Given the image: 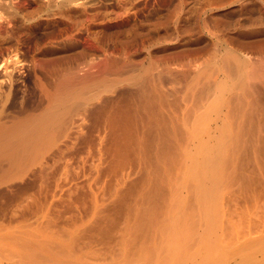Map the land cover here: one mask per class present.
<instances>
[{
	"label": "rangeland",
	"instance_id": "1",
	"mask_svg": "<svg viewBox=\"0 0 264 264\" xmlns=\"http://www.w3.org/2000/svg\"><path fill=\"white\" fill-rule=\"evenodd\" d=\"M263 73L264 0H0V264H174L176 214L260 258Z\"/></svg>",
	"mask_w": 264,
	"mask_h": 264
},
{
	"label": "bare ground",
	"instance_id": "2",
	"mask_svg": "<svg viewBox=\"0 0 264 264\" xmlns=\"http://www.w3.org/2000/svg\"><path fill=\"white\" fill-rule=\"evenodd\" d=\"M203 2V1H202ZM228 56V55H227ZM231 58V57H230ZM227 60H228V58H227ZM227 60H225V61H227ZM230 60V59H229ZM244 63L246 64V62H244V61H238V64H239V67H240V65H244ZM223 67V66H222ZM229 67V66H228ZM241 68V67H240ZM251 69H252V67H251ZM254 69V68H253ZM255 72V71H254ZM242 73H244V74H242ZM241 74H242V76L244 77L245 75H247V73L245 72V71H243V72H241ZM249 74V73H248ZM253 74V73H252ZM264 74V73H263ZM237 75V74H236ZM86 81V80H85ZM84 81V82H85ZM85 85V84H84ZM65 87V86H64ZM249 92V91H248ZM43 93V92H42ZM88 93V92H87ZM78 94V93H77ZM242 94V93H241ZM64 95V94H63ZM66 96V95H65ZM87 96V95H86ZM56 97V96H55ZM150 97V96H149ZM247 97V96H246ZM49 98V97H48ZM60 98V97H59ZM159 98V97H158ZM243 98V97H242ZM83 99V98H82ZM58 100V99H57ZM163 100V99H162ZM61 101V100H60ZM246 101V100H245ZM57 102V101H56ZM244 102V101H243ZM59 103V102H58ZM69 103V102H68ZM67 103V104H68ZM149 103V102H148ZM63 104H64V102H63ZM147 104V103H146ZM236 104V103H235ZM238 104V103H237ZM4 105V104H3ZM163 105V104H162ZM250 105V104H249ZM252 105V104H251ZM58 106V105H57ZM61 106V105H60ZM141 106V105H140ZM155 106V105H154ZM53 107V106H52ZM61 108H63L62 106H61ZM60 108V109H61ZM233 108V107H232ZM254 108V107H253ZM54 109L57 111L58 109H56L55 107H54ZM53 109V110H54ZM62 110H64V109H62ZM66 110V109H65ZM48 111H50V110H48ZM48 111H47V113H48ZM61 111V110H60ZM59 111V112H60ZM72 111V110H71ZM4 112V111H3ZM52 112V111H51ZM70 112V111H69ZM248 112V111H247ZM53 113V112H52ZM57 113V112H56ZM61 114V112L59 113V115ZM55 115H58V114H55ZM67 115V114H66ZM150 115V114H149ZM239 115V114H238ZM241 115V114H240ZM63 116V115H62ZM42 117H44V116H42ZM46 118V117H45ZM47 119H49L48 117H47ZM47 119H45V122L46 121H48ZM44 120V119H43ZM58 120V119H57ZM49 121H52L51 123H53V119H49ZM189 121H191V120H189ZM240 121V120H239ZM27 122H28V120H27ZM41 122V121H40ZM44 122V123H45ZM48 123H50V122H48ZM51 123L50 124H47L48 126L49 125H51ZM159 123H161V122H159ZM254 123V122H253ZM25 124V123H24ZM30 124V123H29ZM42 125H43V123H41ZM40 124V125H41ZM153 125V124H152ZM235 125V124H234ZM244 125V124H243ZM28 126V125H27ZM41 127H43V126H41ZM14 128H16V127H14ZM56 128V127H55ZM129 128V127H128ZM243 128V127H242ZM1 129V128H0ZM3 129V128H2ZM2 129H1V131H0V133L1 132H3L2 131ZM17 129V128H16ZM36 129V128H35ZM237 129V128H236ZM57 130V129H56ZM26 131H27V129H26ZM25 131V132H26ZM30 131V130H29ZM48 131V130H47ZM15 132H17V131H15ZM28 132V131H27ZM7 133V132H6ZM32 133V132H31ZM39 133V132H38ZM38 133H37V135H38ZM243 133V132H242ZM251 133V132H250ZM2 134V133H1ZM3 134H5L4 132H3ZM18 134V136H19V134H21V133H17ZM35 134V133H34ZM33 134V135H34ZM177 134V133H176ZM9 135V134H8ZM25 135V134H24ZM32 135V134H31ZM41 135H42V133H41ZM182 135V134H181ZM198 135V134H197ZM6 136V135H5ZM5 136H3V137H5ZM21 136V135H20ZM27 136H28V134H27ZM25 137V138H28V137ZM253 136V135H252ZM8 137V136H7ZM16 137V136H15ZM14 137V138H15ZM23 137V134H22V137L21 138H19V139H21L22 140V138H24ZM37 137V136H36ZM35 137V138H36ZM53 137V136H52ZM260 137V136H259ZM264 137V136H263ZM182 138V137H181ZM0 139H1V136H0ZM57 139V138H56ZM185 139V138H184ZM20 140V141H21ZM27 140V139H26ZM186 140V139H185ZM237 140V139H236ZM19 141V142H20ZM29 141H30V139H29ZM1 142V141H0ZM22 142V141H21ZM20 142V143H21ZM26 142V141H25ZM31 142V141H30ZM30 142H29V144H30ZM37 142H39V141H37ZM42 142V141H41ZM44 142V141H43ZM186 142V141H185ZM237 142V141H236ZM4 143V142H3ZM48 143V142H47ZM178 143V142H177ZM23 144H25V143H23ZM33 144V143H32ZM242 144V143H241ZM248 144V143H247ZM4 145V144H3ZM21 145V144H20ZM35 145V144H34ZM188 145H189V143H188ZM29 146V145H28ZM33 146V145H32ZM35 146H39V145H37V143H36V145ZM185 146V145H184ZM187 146V145H186ZM185 146V147H186ZM248 146V145H247ZM8 147V146H7ZM20 147V146H19ZM27 147V146H26ZM236 147V146H235ZM17 148H18V146H17ZM20 148H22V147H20ZM19 148V149H20ZM23 148H25V147H23ZM22 148V149H23ZM28 148V150H29V147H27ZM33 148H34V146H33ZM32 148V149H33ZM36 148H38V147H36ZM41 148H43V147H41ZM12 149V148H11ZM30 149H31V147H30ZM35 149V148H34ZM167 149V148H166ZM231 149V148H230ZM240 149V148H239ZM13 150H15V149H13ZM35 150H37V149H35ZM40 150V149H39ZM9 151V150H8ZM20 152L22 151V150H19ZM24 151H27V150H25L24 149ZM24 151H22L23 153H24ZM180 151V150H179ZM13 152V151H12ZM16 152H18V149H17V151H15V153ZM20 152L18 153L19 155H20ZM33 152V151H32ZM258 152V151H257ZM22 153V155H25V153L23 154ZM26 153H28V152H26ZM36 153V152H35ZM180 153V152H179ZM237 153V152H236ZM5 154V153H4ZM28 154H30V152L28 153ZM27 154V155H28ZM26 155V156H27ZM31 155V154H30ZM16 156V155H15ZM162 156V155H161ZM258 156V155H257ZM12 157V156H11ZM29 157V156H28ZM16 158V157H15ZM181 158V157H180ZM235 160V159H234ZM184 162V161H183ZM215 162V161H214ZM218 163V165L217 164H215V165H217L215 168H213V170H214V173H212V175L213 174H217V173H219V176H217L216 177V175L215 176H212L211 177V174H209L208 172V177H209V179H205L206 181H202L203 182V184H204V186L202 187V188H204V190H203V194H202V199H203V203H202V207L205 209V211H206V215H207V218H208V220L207 221H209V223L211 222V224L214 226V222H216L217 221V212H218V204H216L215 202H214V200L212 199V197H211V192L209 191L210 190V186L212 185V184H214V182H216L215 183V185L218 183V181H216V180H219L221 177H222V173H223V169H224V166H225V163H224V160H223V162H217ZM175 164H176V162H175ZM209 165V164H208ZM207 165V166H208ZM167 166V165H166ZM198 166V165H197ZM211 166V165H210ZM12 167V166H11ZM16 168V167H15ZM195 168V167H194ZM206 168V167H205ZM211 169V168H210ZM215 169H219L218 170V172H216V170ZM14 170V169H13ZM212 170V171H213ZM246 170V169H245ZM179 171V170H178ZM200 171H203V170H200ZM199 171V172H200ZM226 171V170H225ZM211 172V171H210ZM201 173V172H200ZM207 173H205V175H207ZM244 173V172H243ZM232 174V173H231ZM204 175V174H203ZM204 175V176H205ZM218 175V174H217ZM191 176H192V173H191ZM201 176V175H200ZM201 179V178H200ZM203 179V180H204ZM212 180V182H211V180ZM192 180H194V181H196L195 179H192ZM206 182H208V183H210L209 185L206 183ZM212 183V184H211ZM198 185V184H197ZM214 185V186H215ZM202 186V185H201ZM200 187V186H199ZM214 194H215V192H214ZM176 195V194H175ZM145 197V196H144ZM172 197V196H171ZM200 197V198H201ZM202 199H200V200H202ZM148 200V199H147ZM213 200V201H212ZM178 201V200H177ZM214 202V203H213ZM169 204V203H168ZM174 205H176V204H174ZM150 206V205H149ZM165 207V206H164ZM173 208L175 207V206H172ZM171 207V208H172ZM165 209H167V208H165ZM126 210V209H125ZM142 211H144V210H142ZM126 212V211H125ZM139 212V211H138ZM151 212V211H150ZM149 211H148V213H146V212H141V215H139V219H137V220H140V223H141V226L139 225V227H142L143 229H146V231H147V235L149 234V235H152V238H156V237H158V235H159V228L157 229V230H154V229H156V228H154V226L153 225H155L154 224V222H156V221H154V219L156 220V219H158V218H155L156 216H158V214H153V212L152 213H150ZM167 213V212H166ZM170 213V212H169ZM202 213V212H201ZM168 214V213H167ZM171 214V213H170ZM156 215V216H155ZM155 216V217H154ZM195 217V216H194ZM210 218V219H209ZM170 219V218H169ZM165 220H167V218L165 219ZM192 220V219H191ZM190 220V221H191ZM214 222H213V221ZM189 218H188V216L186 217L185 215H178V214H176L173 218H172V223H171V229H172V237L170 238V242L173 244H171L172 246H170V247H173L172 249V253H173V255H174V257H176V260H174L175 262H174V264H189V256L190 255H188V253H187V251H188V245H189V241H190V233H189V230H188V228L189 227H187V225L189 226ZM165 223V222H164ZM193 223V222H192ZM208 223V224H209ZM167 224H169V223H167ZM166 224V225H167ZM194 224V223H193ZM158 225V224H157ZM156 226V225H155ZM164 227H165V225H163ZM182 227V228H181ZM183 227H185V230H183ZM161 228H162V226H161ZM160 228V229H161ZM166 228H167V226H166ZM180 228H181V230H180ZM46 229V228H45ZM168 229V228H167ZM167 229H165V231L167 230ZM141 230V229H140ZM169 230V229H168ZM44 232V231H43ZM144 232V231H143ZM146 233V232H145ZM27 234H28V232H27ZM47 234H49V233H47ZM131 234V233H130ZM157 234V235H156ZM161 234V233H160ZM164 234V233H163ZM28 236V235H27ZM154 236V237H153ZM163 235L161 234V237H162ZM192 237V236H191ZM160 238V237H159ZM165 238V237H164ZM164 238H163V241H164ZM197 238V237H196ZM166 239V238H165ZM76 240V239H75ZM229 241H230V239H228ZM26 241V240H25ZM37 241V240H36ZM159 241V240H158ZM30 242V241H29ZM31 242H32V240H31ZM147 242V241H146ZM27 243V242H26ZM196 243V242H195ZM218 242L216 241V240H214V238H213V240L205 247V252H204V255H202V256H200V252H199V256L201 257L200 259H198V261L196 262V263H191V264H224L225 263V261L226 260H228V255H227V253H225V250H222V249H224V246L222 247V249L220 248V247H217V246H220V244L218 245L217 244ZM245 243V242H244ZM148 244V243H147ZM29 245V244H28ZM32 245V244H31ZM38 245V244H37ZM127 245H128V243H127ZM260 245V244H259ZM26 246V248H27V245H25ZM40 246V245H39ZM71 246H72V244H71ZM74 246H75V244H74ZM73 246V247H74ZM190 246V245H189ZM262 246V245H261ZM261 246H260V251H258L259 252V254H261L262 256L260 257V258H258V257H254L253 255H251V256H249V255H246V256H244L243 255V257H244V259H243V263L242 264H264V247H262L261 248ZM263 246H264V244H263ZM232 247V246H231ZM246 247V246H245ZM257 247H258V244H257ZM29 248H30V245H29ZM157 248V247H156ZM186 249H187V251H186ZM239 249V248H238ZM241 249V248H240ZM39 250H41V249H39ZM61 250V249H60ZM59 250V251H60ZM242 250V249H241ZM240 250V251H241ZM30 251V250H29ZM36 251V250H35ZM73 251V250H72ZM130 251V250H129ZM201 251V250H200ZM203 251V250H202ZM237 251V250H236ZM32 252H33V250H32ZM44 252V251H43ZM63 252V251H62ZM38 254H39V252H38ZM45 254H46V252H45ZM64 254H65V252H64ZM66 254H67V252H66ZM203 254V253H202ZM234 254H235V252H234ZM246 254H247V252H246ZM30 255H31V252H30ZM47 255V254H46ZM68 255V254H67ZM119 255H120V253H119ZM167 255V254H166ZM178 255V256H177ZM196 256V255H195ZM198 256V257H199ZM241 256H242V252H241ZM240 256V257H241ZM35 257V256H34ZM36 257H37V255H36ZM74 257V256H73ZM165 257V259H166V256H164ZM194 257V256H193ZM242 257V258H243ZM75 258V257H74ZM197 258V257H196ZM55 259H56V257H55ZM167 259H168V256H167ZM230 259V258H229ZM194 260H196L195 258H194ZM45 261V260H44ZM144 259H143V263H144ZM153 261V260H152ZM57 261H55V263H56ZM168 262V261H167ZM240 262V261H239ZM239 262H237L238 264H239ZM46 263V262H45ZM73 263V262H72ZM121 263V262H120ZM147 263V262H146ZM169 263H171V262H169ZM173 263V262H172ZM171 263V264H172ZM26 264V263H25ZM60 264V263H59ZM68 264V263H67ZM91 264V263H90ZM148 264V263H147ZM159 264H161V262L159 263ZM164 264V263H163ZM165 264H166V260H165ZM226 264V263H225Z\"/></svg>",
	"mask_w": 264,
	"mask_h": 264
}]
</instances>
